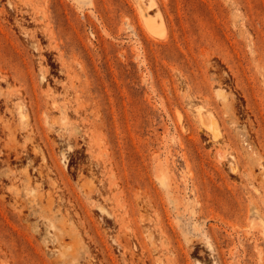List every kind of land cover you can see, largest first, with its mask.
<instances>
[{
    "label": "rangeland",
    "instance_id": "374dc122",
    "mask_svg": "<svg viewBox=\"0 0 264 264\" xmlns=\"http://www.w3.org/2000/svg\"><path fill=\"white\" fill-rule=\"evenodd\" d=\"M27 1L0 18L32 71L0 86L40 85L17 148L0 103V264H264V0Z\"/></svg>",
    "mask_w": 264,
    "mask_h": 264
},
{
    "label": "bare ground",
    "instance_id": "6f19581e",
    "mask_svg": "<svg viewBox=\"0 0 264 264\" xmlns=\"http://www.w3.org/2000/svg\"><path fill=\"white\" fill-rule=\"evenodd\" d=\"M7 4H8V8L7 7H3L0 9V18L2 15L4 14H8L9 12H14L16 14H22V16L24 14H28L29 16H31L32 20L34 21H37L38 20V17H37V12L35 11V9L32 6V3L28 2L27 0H7ZM6 5V4H5ZM26 7V9H25ZM11 10V11H10ZM17 24L24 30V33L26 34L27 38H28V43L32 46H34L37 50H41V44H40V40L36 38V35L35 33L33 32V30H28L27 28H23V22H20L19 20H17ZM28 24V23H27ZM21 30V29H20ZM0 32H3V33H6L7 32V28L0 24ZM22 55L21 53H17V54H14V53H11L9 51H7L6 49H4L3 47L0 48V84L1 82H6L8 83L9 87H10V79L13 78L15 80H19V81H28L29 80V74L32 73L31 69H30V66H28V64L26 63H20L18 65L16 64H13L12 61L13 60H18L19 62L22 61ZM25 59V58H24ZM32 65V64H30ZM28 68V69H26ZM30 69V70H29ZM48 72V69L46 68H43L41 69V80L42 82L46 80V73ZM40 83V82H39ZM7 85V87H8ZM9 87L8 89H3L1 86H0V103L3 104L2 106L4 107V105L6 106L7 110L10 111L11 114H13L15 116V118L18 119V124H16L17 127L19 128H16L15 130H13L11 127L9 128V130H5L8 132L9 131V134H10V137L11 139H15V134H16V131L19 130V129H23L26 128L27 126H30L31 128H33L34 126L32 125L33 123L30 121L29 117L26 115V111L28 109H32V110H35V107H34V104L31 100H27V97H30L32 92H37L40 85L37 84L35 81L34 83L32 84V86H26L24 89L22 90H9ZM13 88V87H11ZM27 95V96H26ZM31 98V97H30ZM12 105V107H11ZM56 106V105H55ZM1 109V108H0ZM12 119V118H11ZM10 120V119H9ZM8 120V121H9ZM16 120V119H15ZM8 123V126L6 125L5 127H9V121ZM14 121V120H12ZM48 121V120H47ZM2 124V123H0ZM12 124V122H11ZM15 124V123H13ZM4 125V124H2ZM0 125V126H2ZM51 125V124H50ZM49 125V126H50ZM12 126V125H11ZM15 126V127H16ZM52 126V125H51ZM4 127V126H2ZM1 127V129H2ZM14 127V126H13ZM54 127V126H53ZM0 129V130H1ZM34 131V129H32ZM54 130V129H53ZM59 130V129H58ZM52 132V131H51ZM54 132V131H53ZM60 132L62 133V131L60 130ZM5 133V132H4ZM1 134V132H0ZM25 134H28L27 132ZM17 135H19L17 133ZM62 135V134H61ZM216 136V135H215ZM9 137V138H10ZM17 137V136H16ZM29 138V137H27ZM30 138H34V136L32 135V137ZM36 138V137H35ZM35 138L32 139V141H35ZM66 139V138H65ZM64 139V140H65ZM17 140V138L13 141L14 144H15V141ZM28 140V139H27ZM30 140V139H29ZM63 140V139H62ZM12 141V140H11ZM31 141V140H30ZM29 141V142H30ZM31 141V142H32ZM17 142V141H16ZM33 143V142H32ZM17 144V143H16ZM16 144L14 145L15 148H17ZM31 144V143H30ZM33 145V144H32ZM13 147V146H12ZM37 154H40V156L42 157V159L46 162L44 163L45 164V167L47 166V153L46 151L44 150V148H35L34 149ZM18 151V150H17ZM61 152V151H60ZM16 152L14 151V154ZM19 154V153H18ZM60 155V154H59ZM67 155V154H65ZM67 158V157H66ZM65 161V160H64ZM65 163V162H64ZM10 164V163H8ZM52 165V164H51ZM64 165V164H63ZM44 166V165H43ZM40 168V169H37L36 168V172L38 173V175L41 177V179L43 180L42 183L40 185H37V189L42 187L44 185V178H48V173H45L44 174V171L45 169L43 170V167ZM51 167V166H50ZM49 167V168H50ZM66 167V165H65ZM57 172L60 174L59 172V169L57 168L56 165H54V167ZM52 168V169H53ZM51 171H54L52 170ZM46 170H47V167H46ZM10 175V172L9 174ZM33 175V174H32ZM29 171L27 170L25 173H24V177L25 179H27L29 181V184H31V181L33 178ZM4 176V175H3ZM47 176V177H45ZM11 177V175L9 176ZM1 183V182H0ZM57 184V183H56ZM51 187L54 186V189L57 187L55 185V182H52L51 183ZM44 187V186H43ZM53 189V188H52ZM9 190H11V192L16 195V202H19L20 200V191L19 190H14L13 188H10L9 187ZM39 190V189H38ZM41 191V190H40ZM43 191V190H42ZM48 192H51V191H48ZM55 192V191H54ZM53 192V193H54ZM57 192V191H56ZM42 193L44 194V192H40V194L42 195ZM39 194V193H38ZM50 194V193H48ZM44 196V195H42ZM50 196H53V194L51 193ZM51 198V197H50Z\"/></svg>",
    "mask_w": 264,
    "mask_h": 264
},
{
    "label": "water",
    "instance_id": "95a60500",
    "mask_svg": "<svg viewBox=\"0 0 264 264\" xmlns=\"http://www.w3.org/2000/svg\"><path fill=\"white\" fill-rule=\"evenodd\" d=\"M141 3H142V1H139V5H141ZM144 5V4H143ZM146 16H147V14H146Z\"/></svg>",
    "mask_w": 264,
    "mask_h": 264
}]
</instances>
